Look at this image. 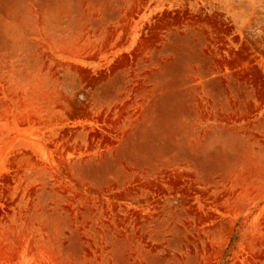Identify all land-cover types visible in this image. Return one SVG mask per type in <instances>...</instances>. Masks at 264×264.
I'll return each instance as SVG.
<instances>
[{
  "label": "rangeland",
  "instance_id": "1",
  "mask_svg": "<svg viewBox=\"0 0 264 264\" xmlns=\"http://www.w3.org/2000/svg\"><path fill=\"white\" fill-rule=\"evenodd\" d=\"M0 264H264V0H0Z\"/></svg>",
  "mask_w": 264,
  "mask_h": 264
}]
</instances>
